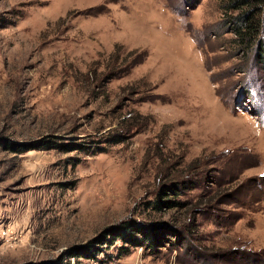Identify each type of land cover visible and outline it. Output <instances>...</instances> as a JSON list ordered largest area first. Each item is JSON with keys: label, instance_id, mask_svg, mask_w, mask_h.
<instances>
[{"label": "rangeland", "instance_id": "374dc122", "mask_svg": "<svg viewBox=\"0 0 264 264\" xmlns=\"http://www.w3.org/2000/svg\"><path fill=\"white\" fill-rule=\"evenodd\" d=\"M221 4L0 0V138L86 145L0 142V264H264V53ZM117 224L158 242L62 254Z\"/></svg>", "mask_w": 264, "mask_h": 264}, {"label": "trees", "instance_id": "16d2710c", "mask_svg": "<svg viewBox=\"0 0 264 264\" xmlns=\"http://www.w3.org/2000/svg\"><path fill=\"white\" fill-rule=\"evenodd\" d=\"M221 3L225 16H228L235 22L232 28L235 34L234 40L240 42L243 47H248L253 44L256 47V53L261 56L264 53V0H221ZM120 135L116 137L117 141L124 138V134L120 133ZM3 140L0 141L2 146L13 151H23L33 148L38 145V142L40 144L45 142L48 146L57 147L61 150L86 149L85 143L58 141L52 138L42 139L41 141L30 140L27 142H15L7 138ZM170 186L169 184L168 187ZM147 202L152 208H159L162 203L167 207L178 204V201L173 198H161L159 192ZM120 224L104 227L96 235L89 238L86 243L71 245L62 254L66 257L78 258L82 256L94 258L102 249V246L112 244L116 238L121 240L119 251H127L129 246L136 245L142 246L143 248H152L158 242L157 239L159 237H156L158 232L155 228L153 230H147L140 229L136 226L132 227L129 224ZM173 230L177 231L179 228H174ZM26 264H63L62 255L51 260L29 262Z\"/></svg>", "mask_w": 264, "mask_h": 264}, {"label": "built area", "instance_id": "2783aa9c", "mask_svg": "<svg viewBox=\"0 0 264 264\" xmlns=\"http://www.w3.org/2000/svg\"><path fill=\"white\" fill-rule=\"evenodd\" d=\"M107 264H111V262L109 261V263H107Z\"/></svg>", "mask_w": 264, "mask_h": 264}]
</instances>
